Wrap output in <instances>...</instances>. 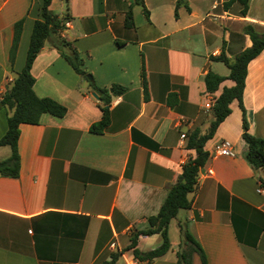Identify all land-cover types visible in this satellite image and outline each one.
Returning <instances> with one entry per match:
<instances>
[{"label":"crops","instance_id":"obj_1","mask_svg":"<svg viewBox=\"0 0 264 264\" xmlns=\"http://www.w3.org/2000/svg\"><path fill=\"white\" fill-rule=\"evenodd\" d=\"M227 1L186 0L188 10L179 5L174 16L175 0H142L146 16L135 0H50L51 11L70 15L60 35L78 50L94 83L126 90L110 97L106 127L89 131L101 117L98 95L44 41L30 66L32 89L65 112L42 113L37 123L18 126L17 174H0V264H99L114 252L113 264H175L178 223L199 244L206 264H264V174L243 156L236 100L203 144L207 158L188 194L190 206L168 222L167 251L146 261L127 247L148 227L146 217L158 211L183 162L194 156L185 142L193 129L204 133L208 127L211 108L203 104L233 85L224 79L215 91L205 90L207 71L229 72L211 56L222 51L232 61L248 47L246 24L264 32V0H248L244 14L237 1ZM40 4L0 0L2 94L23 66ZM17 20L21 30L9 64ZM241 104L248 132L263 139L264 149V48L246 65ZM9 113L0 107V136ZM221 139L230 141L233 156L213 151ZM9 153L0 145V160ZM160 241L159 233L137 234L134 247L148 251ZM191 264H201L195 253Z\"/></svg>","mask_w":264,"mask_h":264},{"label":"trees","instance_id":"obj_2","mask_svg":"<svg viewBox=\"0 0 264 264\" xmlns=\"http://www.w3.org/2000/svg\"><path fill=\"white\" fill-rule=\"evenodd\" d=\"M135 1L142 4V0ZM233 1H237L241 5L240 13L244 14L248 0H229L227 4ZM49 2L50 0H41L39 18L35 19L32 23L23 66L16 72L10 86L0 96V107L10 109V113L6 116V129L0 136V145H7L10 149L9 155L0 160V174L2 175L16 176L17 174L19 164L17 153L19 124L37 123L42 113L62 116L65 112L63 105L52 98L36 96L32 89L33 76L30 73V66L45 40H48L49 44L58 51L77 74L81 75L87 81L90 89L98 95V106L101 110V117L97 122L90 125L89 131L98 133L106 127L108 123L110 97L122 94L126 90L124 86L115 83L110 84L108 87H99L94 83L90 73L81 67L82 59L78 50L72 46L70 41L60 35V31L65 28V23L70 19V15L67 12L58 15L51 11L48 8ZM179 5H183L188 10L186 0H175L174 16H176V8ZM142 9L147 16V10L143 4ZM129 17V14H127L125 24H128L127 19ZM20 30L21 20H17L13 24L12 39L8 48L9 64H12L13 61ZM243 32L248 35L250 45L238 52L232 61H229L222 51L216 56H211L214 60L222 61L229 68V72L226 76H222L207 71L203 77L205 90L208 92L215 91L219 83L224 79L232 80L233 85L222 87L220 93L214 98L210 109L211 120L206 131L201 133L198 129H193L188 133L185 147L193 149L194 156L183 162L176 180L167 185L165 198L158 211L146 217L148 227L137 231L127 245L128 248H132L133 255L140 260L151 261L163 255L169 248L167 238L168 222L176 216L179 210L186 209L190 206L188 194L195 190L198 170L207 158V152L203 149V144L213 135L218 123L229 113V103L232 100H236L241 110L240 136L246 144L243 156L252 168L260 169L264 174L263 139L248 132L245 111L241 104L246 65L249 60L254 58L264 48V32L259 33L255 31L250 24H246L243 27ZM139 78L143 98L146 99V80L142 64L140 66ZM261 184H264V181ZM178 227L180 239L175 252V264H191L194 253L198 255L201 264H206L203 250L187 231L186 226L183 223H178ZM152 233H159L161 237V241L156 247L143 252L134 247L137 234L149 235ZM117 255L118 253L116 252L111 253L109 260L102 261L99 264H113Z\"/></svg>","mask_w":264,"mask_h":264},{"label":"built area","instance_id":"obj_3","mask_svg":"<svg viewBox=\"0 0 264 264\" xmlns=\"http://www.w3.org/2000/svg\"><path fill=\"white\" fill-rule=\"evenodd\" d=\"M2 95V93H0V96ZM213 99L209 98L204 104L203 107L205 110H208L212 107L213 104ZM183 134L180 135L181 138H183ZM213 151L217 154L220 155H225V156H233V150L231 148V143L229 140L227 139H221L219 140L217 143L214 144L213 146ZM257 191H261V189H257Z\"/></svg>","mask_w":264,"mask_h":264},{"label":"water","instance_id":"obj_4","mask_svg":"<svg viewBox=\"0 0 264 264\" xmlns=\"http://www.w3.org/2000/svg\"><path fill=\"white\" fill-rule=\"evenodd\" d=\"M91 95L95 98H97V95L95 94V92H92Z\"/></svg>","mask_w":264,"mask_h":264}]
</instances>
